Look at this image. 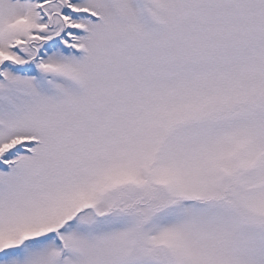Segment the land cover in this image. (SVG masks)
<instances>
[{"label":"snow or ice","instance_id":"obj_1","mask_svg":"<svg viewBox=\"0 0 264 264\" xmlns=\"http://www.w3.org/2000/svg\"><path fill=\"white\" fill-rule=\"evenodd\" d=\"M0 264H264V0H0Z\"/></svg>","mask_w":264,"mask_h":264}]
</instances>
